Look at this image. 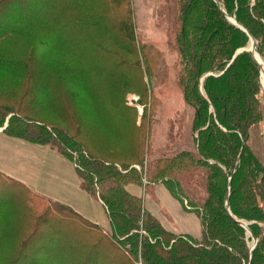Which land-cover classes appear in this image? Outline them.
Masks as SVG:
<instances>
[{
	"label": "trees",
	"instance_id": "1",
	"mask_svg": "<svg viewBox=\"0 0 264 264\" xmlns=\"http://www.w3.org/2000/svg\"><path fill=\"white\" fill-rule=\"evenodd\" d=\"M9 1L0 0V8L5 9ZM224 8L219 7L215 0L182 1L180 18L183 22L177 34L182 58L179 81L186 101L195 108L193 129L198 132L194 136L198 153L196 156L192 150L183 151L177 155L178 159H167L162 168V171H173L179 162L180 169L185 171L193 164L204 165L210 170L209 176L202 179L205 192L201 203H194L191 198V204L184 205L198 215L201 236L165 228L160 219L145 207L143 198L127 189L128 184H141L142 180L145 189L147 184L165 183L170 192L184 203L186 198L183 196V200L182 195L175 191L168 177L163 181L144 180L141 163L138 169L137 163L121 164L90 153L89 159L80 157L83 169L76 168L80 186L105 205L111 230L105 231L98 223L64 202L43 194L34 195L27 191L26 184L0 172V187L12 191L13 198L24 194L22 197L27 198L28 205L22 207L35 216L34 223L31 222L26 229L20 227L23 233L21 231L15 243L7 246L0 258L2 262L86 264L95 255V259L101 258L102 261L113 258L114 261L109 260V264H136L138 260L142 264H264V228L258 223L264 221V163L252 151L246 153L249 128L261 118L255 113V99L259 92L255 73L258 74L260 68L252 51L236 53L239 46L250 40V36L238 25L226 21ZM227 9L256 39L260 36L264 38V0L254 3L250 0H231ZM9 32L8 26L1 27L0 40L10 35ZM256 57L262 66L261 58ZM28 60L29 57H15L0 46V72L16 77L15 81L17 78L26 80L19 86L15 84L14 88L0 86V126L4 124L6 115L14 111L3 129L5 133L30 142L48 144L72 158L71 148L81 144L77 138L71 142L64 132L36 121L30 111L21 110L25 100L27 102L32 98L28 85L30 79L47 94L50 85L47 75L52 70L49 65L56 62L45 61L39 63L41 67H36ZM56 63L71 70L62 62ZM20 65L23 69L18 73ZM207 70L211 73L207 74ZM201 75L204 76V92L199 89ZM67 89L71 98H79L80 92L74 84L68 85ZM15 99L18 101L14 102ZM210 105L214 106V114L208 113ZM15 119L23 126H13ZM31 129L34 130L29 134ZM75 131V136L79 135V126ZM51 135L59 139L62 146L50 143ZM239 155L241 159L237 162ZM94 179L101 184L98 194L90 187ZM21 188L27 191V195ZM227 191L229 206L226 204ZM232 216L239 220H257L249 222L253 235L258 238L254 247L249 246L245 226ZM0 230H3L2 225ZM40 230L47 239L46 246L34 243ZM67 238L70 239L69 247L80 246L81 250H67L66 257H55V250L53 254L51 249L65 248L63 241ZM98 261L93 262L98 264Z\"/></svg>",
	"mask_w": 264,
	"mask_h": 264
},
{
	"label": "rangeland",
	"instance_id": "2",
	"mask_svg": "<svg viewBox=\"0 0 264 264\" xmlns=\"http://www.w3.org/2000/svg\"><path fill=\"white\" fill-rule=\"evenodd\" d=\"M182 1L42 0L34 3L32 0H10L7 8H0V28L8 26L11 31L10 35L0 40L3 50L9 51L15 57H29L28 61L36 67H41L39 63L45 61H56L62 62L64 67L68 66L71 69L66 70L56 62L49 65L52 70L47 75L50 85L47 87L46 95L38 85L35 86L32 80H29L32 98L27 102L25 100L21 110L30 111L36 121L47 123L51 128L64 132L71 142L76 141L77 138L81 143L71 148L73 149L72 153L70 152L72 158L48 144L45 145L66 157L76 172V168L83 169L80 157L89 159L88 154L91 153L92 156L103 157L121 164L137 163L138 169L141 163L144 180L162 179L163 181L168 177V182L175 191L182 195L183 200L184 197L187 199L184 203L167 189L165 183L163 184L167 188L163 184L158 186L156 198L150 196H154L155 186L147 184L145 189V182L142 179L143 183H130L127 189L133 193L129 188L130 185L137 188L139 186L140 194H133L143 198L145 207L152 214L154 213L149 209V205L166 208L165 212L170 218L172 214L166 206L173 204L174 207L185 210L181 203L187 206L188 203L191 204V198L194 203H201L200 199L205 192L202 179L210 174V170L204 165L193 164L185 171L180 169L179 162L176 163V169L173 171H162L163 163L167 159L174 157L176 159L179 153L188 150H192L196 156L198 153L194 138L198 132L193 129L195 108L186 101L179 81L182 58L177 34L183 22L180 18L183 13V10H180ZM218 1L221 7L226 9V21L238 25L227 11L231 0ZM250 1L254 3L256 0ZM250 48L251 40H248L236 51H251ZM256 52L263 66L264 38L261 36L256 39ZM21 69H23L22 65L18 67V73ZM208 71L205 72L208 73ZM202 75L199 79V89L204 92L202 87L204 76ZM15 78L0 72V86L14 88L15 84L19 86L26 82L19 78L15 81ZM261 78L259 69L258 74L255 73V79L259 82L255 113L261 118L249 128L246 153L249 154V151H252L264 163V85ZM71 84H74L76 90L80 92L78 99L70 97L67 88ZM17 101L18 99L14 100V102ZM213 111L214 106L210 105L208 113ZM13 112L6 115L4 124L0 127L7 126ZM16 125L23 126V123L15 119L13 126ZM78 126L80 133L75 136ZM33 130L31 129L29 134ZM53 135H51L50 143H58L54 145L62 146L60 140ZM240 159L237 158V162ZM129 173L134 175L132 172ZM199 184L203 185L202 188ZM100 186L99 181L95 179L90 183L91 189L97 194L101 190ZM26 187L27 191L40 195L33 187L28 185ZM25 189L22 190L25 191ZM27 191H25L26 195ZM86 192L94 197L88 191ZM11 194L12 191L0 187V226L2 225L3 228L0 230L2 233L0 258L6 252L7 246L15 243L14 240L22 231L20 227L26 229L31 222L35 221V216L24 211L25 207H22V205H28L27 198L22 197L24 194L16 198H13ZM61 194L65 198L76 200L79 205L81 197L74 192L71 181L66 187L63 185ZM173 198H176L180 205ZM90 203L92 208L90 211L86 209L87 212L95 218L102 219L103 209L95 207L92 201ZM262 206L264 207V201ZM162 215L163 213L157 217L165 223ZM181 216L184 218L187 215L181 213L179 217ZM107 217L109 220L108 214ZM240 220L247 225L245 226L246 238L251 248L255 246L258 238L253 235L249 222L253 223L257 220L246 218H240ZM173 222L176 221L173 219ZM109 223L106 227L98 224L105 231H110ZM258 223L261 228H264V221L260 220ZM200 224L198 220H195V224L190 223L188 229L183 226V223V227L180 223L176 228L170 225L168 228L164 227L178 233L188 232L195 236L199 228H202ZM24 231L26 233V230ZM201 231L200 235L195 237H200ZM19 240L20 237L16 240V244ZM46 240L40 230L34 238V243L46 246ZM63 244L66 247L61 248L62 250L55 247L56 249H51L50 252L53 253L55 250L56 254L53 253L55 257L64 258L67 250H81L80 246L69 247L70 239L68 238L64 239ZM93 256L91 262L86 264H95L97 260H99L98 264H109L108 261L111 259L114 261L113 258L102 261L101 258L95 259ZM96 256L101 257L98 254ZM0 264L8 263L0 259ZM136 264H142L141 260H138Z\"/></svg>",
	"mask_w": 264,
	"mask_h": 264
},
{
	"label": "crops",
	"instance_id": "3",
	"mask_svg": "<svg viewBox=\"0 0 264 264\" xmlns=\"http://www.w3.org/2000/svg\"><path fill=\"white\" fill-rule=\"evenodd\" d=\"M3 129L4 127H0V172L33 187L40 194L61 202L66 201L65 203L68 202V204L74 207V209L91 218L93 221L99 223L102 226H108L109 220L104 205L100 200L90 196L80 187L77 172L66 157L62 156V154L58 153L45 144L26 141L16 136L11 137L5 134ZM69 181H71L73 184L74 192H77L78 195L80 194L81 200L79 201V205L77 204L76 200L65 198L61 194L63 185L66 187ZM162 184L163 183H159L155 185V194L154 196L150 195L151 197H157V188ZM129 188L133 193L140 194L139 186L137 188L134 185H130ZM176 200L177 199L175 198L174 201L180 205L178 200ZM91 201L95 207L103 209L104 216L103 214L101 215L102 219L95 218L87 212L86 209L90 211L92 208L90 203ZM181 206L186 211L183 209L180 210L179 207H174L173 204L166 206L167 210L171 212L172 218H170L165 212L166 208L152 207L149 205V209L155 214V216L163 213L162 216L165 223L161 218L159 219L167 228L168 225H170V227L176 228L179 223L181 226L183 223V226L188 229L190 223L195 224V220H198L200 223V219L194 211H190V209L186 208L182 203ZM151 207L154 210H152ZM154 211H156V213ZM181 213L186 214L187 216L184 218H182V216L179 217ZM173 219L176 222H173ZM172 222L174 224H172ZM201 229L199 228L198 234L195 236L200 235ZM182 231L187 232L184 230Z\"/></svg>",
	"mask_w": 264,
	"mask_h": 264
},
{
	"label": "water",
	"instance_id": "4",
	"mask_svg": "<svg viewBox=\"0 0 264 264\" xmlns=\"http://www.w3.org/2000/svg\"><path fill=\"white\" fill-rule=\"evenodd\" d=\"M216 2H217V4L219 5V7H221V4H220V2L218 1V0H215ZM227 13V12H226ZM231 19L235 22V23H237L238 24V26L240 27V28H242L243 30H245L248 34H249V36H250V40H251V48H250V50L252 51V54H253V57H254V59H255V61L257 62V65L259 66V68H260V70L262 71V67L259 65V63H258V61H257V52H256V39H255V37L249 32V30L241 23V22H239L238 20H237V18H236V16L235 15H232L231 16ZM237 52H240V50H238ZM209 73H211V72H208L207 74H209ZM238 158H240V155H239V157ZM226 202H227V206H229V191H227V193H226ZM231 214V213H230ZM232 215V214H231ZM233 217V216H232ZM233 219L235 220V221H237L239 224H241V225H243V226H247V225H245L246 223H244L243 221H241V220H239V219H236L235 217H233ZM254 239H256V238H254ZM254 247V246H253Z\"/></svg>",
	"mask_w": 264,
	"mask_h": 264
},
{
	"label": "bare ground",
	"instance_id": "5",
	"mask_svg": "<svg viewBox=\"0 0 264 264\" xmlns=\"http://www.w3.org/2000/svg\"><path fill=\"white\" fill-rule=\"evenodd\" d=\"M262 67V71H261V77H262V79H263V82H264V65L263 66H261Z\"/></svg>",
	"mask_w": 264,
	"mask_h": 264
}]
</instances>
